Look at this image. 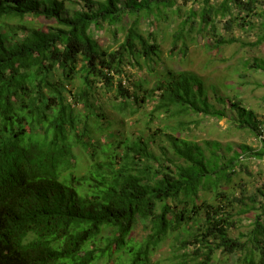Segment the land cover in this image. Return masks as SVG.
<instances>
[{
	"label": "trees",
	"instance_id": "1",
	"mask_svg": "<svg viewBox=\"0 0 264 264\" xmlns=\"http://www.w3.org/2000/svg\"><path fill=\"white\" fill-rule=\"evenodd\" d=\"M81 1L83 8L69 11L59 0H0V264H97L113 255L117 264H154L152 255L167 239L169 264H217L218 253L235 256V264H264V182L257 176L249 196L243 184H232L242 162L264 160V119L235 97L216 94L222 107L216 109L204 82L189 72L168 69L150 90L122 85L125 67L149 66L161 53L153 33L143 36L140 21L149 26L168 12L180 18L177 0ZM202 2L172 35L170 56L178 42L186 56V36L195 30L208 31L215 50L235 42L222 36L235 27L257 31L248 46L262 45L264 0ZM125 20L131 25L120 29L123 41L101 48L93 33ZM252 66L264 70V64ZM97 88L113 94L119 111L153 104L148 122L167 115L177 129L166 125L135 141L118 134L105 149L95 146L89 123L100 118ZM190 115L227 118L258 146L240 145L228 156L230 146L222 155L218 143L205 142L212 147L206 158L195 142L172 135L197 125L200 119ZM151 142L161 157L150 151ZM77 146L94 161L75 177ZM205 190L214 202H198ZM249 213L246 241L229 237L235 216ZM138 228L145 236L135 244L130 235Z\"/></svg>",
	"mask_w": 264,
	"mask_h": 264
},
{
	"label": "rangeland",
	"instance_id": "2",
	"mask_svg": "<svg viewBox=\"0 0 264 264\" xmlns=\"http://www.w3.org/2000/svg\"><path fill=\"white\" fill-rule=\"evenodd\" d=\"M202 1L177 0L184 14H181L180 18L168 12L167 16L154 21L149 26L143 20L140 21V29L143 36L146 37L149 33H153L161 53L159 60L155 59V62L149 66L141 65V68L125 67L123 70L124 74L121 77L122 85L129 88L131 92L136 90L133 87L135 83H141L140 86L142 85L143 88L150 90L168 69L189 72L197 75L204 82V88L209 98L208 101L213 103L216 109H222L215 100L216 94L224 98H231L232 100L235 97L236 100L241 102V105L252 110L258 118L264 119V70L253 68L252 66L264 64V42L256 48L248 46V44L256 41L257 31H246L238 27H235L232 31L223 30V38L227 41L233 39L235 42L225 44L215 50L212 48L213 38L208 34V31L199 33L195 30L186 36L185 42L188 47L186 56L183 57L179 52L180 42L177 44L178 48L173 50V55H169L172 50V35L184 20L185 14L188 15L190 10L200 11L203 6ZM221 1L211 0V3L219 4ZM59 2H63V7L69 11L79 10L84 5L81 0H59ZM27 20L32 21L34 25L43 26L39 21L31 20V18H27ZM28 25L33 26L32 23ZM130 25L131 21L125 20L122 26H118L116 29L105 27L103 31H95L93 35L101 48L113 50L117 48L125 37L126 32L120 31V29L122 27L128 28ZM219 28L222 30L221 26ZM116 30L118 31L114 36L113 32ZM78 84L79 81L77 80L76 86ZM229 85L231 89H228ZM214 91L217 93H214ZM103 93L105 92L101 88H97V95L94 93V97H96L95 106L99 108L100 118H97V120L90 119L89 123L90 138L95 146L97 142H101L105 149L108 145L112 144L114 140L112 137L118 136V134L126 136L130 141H135L139 137L147 138L157 129L160 128L161 130L166 125H169L171 128L176 127L175 120H170L167 115L162 114L152 122H148L150 119L149 112L153 106L151 103L141 104L134 113H131V110L123 112L112 105L114 97L111 92L107 93L108 97L104 96L105 94L103 95ZM138 93L140 92L138 91ZM81 107L79 105L77 109L83 111L80 109ZM186 119L200 120L197 125L190 127V131L184 133L172 132V135L195 142L204 151L206 158L210 157L212 147L208 149L205 142L218 143L222 155L227 154L226 149L230 146L231 152L227 154L228 156L232 155L234 151H240V145H247L252 148H257L258 146V143L249 132L236 129L227 118L217 121L212 118H197L190 115ZM147 126L150 127V130H147ZM165 132L166 134H170L171 130L167 129ZM73 149L76 156V162H73V175L75 177L82 176L91 168L94 160L89 156L87 151L81 150L78 146ZM94 149L92 148V151ZM149 149L155 156L161 157L158 143L151 142ZM118 151L123 152L122 149H118ZM95 159H98L96 160L98 162L101 161L99 156ZM242 166V170L238 171L237 175L233 178L232 184L235 186L236 184H243L246 195L249 196L254 192L257 176H260L258 178L264 182V160L248 159L242 162ZM234 185L231 190L234 189ZM235 192H238V190L235 189ZM203 200L214 202L213 194L206 190L201 192L198 202ZM174 203L168 201V205L171 207H175ZM179 209L181 207L177 210ZM253 216V213L244 216L236 215L234 218L236 223L229 230V237L239 238L242 236L241 241L245 242V237H247L249 230L251 231ZM144 236L145 233L138 228L131 233L130 238L133 239L135 244H139ZM171 242L169 239L165 240L162 246L152 255L151 259L154 264H169V262L173 261V257L169 252ZM247 248L250 250L251 246L247 245ZM216 256L218 258H214L213 261L218 260L219 263L217 264H235V256L227 258L219 255V253ZM117 257V255H113L109 261L106 258L97 264H117ZM255 259L259 260L258 257Z\"/></svg>",
	"mask_w": 264,
	"mask_h": 264
}]
</instances>
